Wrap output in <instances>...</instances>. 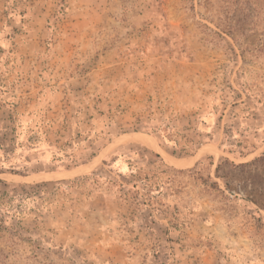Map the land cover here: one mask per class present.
<instances>
[{
    "label": "rangeland",
    "instance_id": "1",
    "mask_svg": "<svg viewBox=\"0 0 264 264\" xmlns=\"http://www.w3.org/2000/svg\"><path fill=\"white\" fill-rule=\"evenodd\" d=\"M0 264H264V0H0Z\"/></svg>",
    "mask_w": 264,
    "mask_h": 264
},
{
    "label": "bare ground",
    "instance_id": "2",
    "mask_svg": "<svg viewBox=\"0 0 264 264\" xmlns=\"http://www.w3.org/2000/svg\"><path fill=\"white\" fill-rule=\"evenodd\" d=\"M134 139L135 140H138L140 142H143L145 144L151 145V141H150L149 137H147V136H144V135H136L134 137Z\"/></svg>",
    "mask_w": 264,
    "mask_h": 264
}]
</instances>
